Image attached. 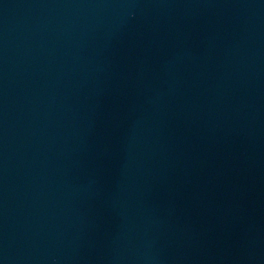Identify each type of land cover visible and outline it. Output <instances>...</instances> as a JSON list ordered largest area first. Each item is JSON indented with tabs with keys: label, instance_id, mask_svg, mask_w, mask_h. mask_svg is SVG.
I'll use <instances>...</instances> for the list:
<instances>
[{
	"label": "water",
	"instance_id": "obj_1",
	"mask_svg": "<svg viewBox=\"0 0 264 264\" xmlns=\"http://www.w3.org/2000/svg\"><path fill=\"white\" fill-rule=\"evenodd\" d=\"M0 264H264V0H0Z\"/></svg>",
	"mask_w": 264,
	"mask_h": 264
}]
</instances>
